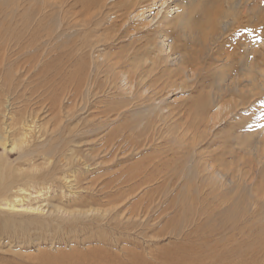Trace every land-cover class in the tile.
<instances>
[{
    "label": "rangeland",
    "instance_id": "374dc122",
    "mask_svg": "<svg viewBox=\"0 0 264 264\" xmlns=\"http://www.w3.org/2000/svg\"><path fill=\"white\" fill-rule=\"evenodd\" d=\"M91 3L0 0V123L14 124L0 144L13 190L0 203L16 195L41 204L49 222L44 232L24 221L35 214L0 210V264H37L41 251L71 249L120 264L253 262L240 249L264 246L261 10L222 3L230 13L220 36L204 43L173 24L160 53L154 29L122 37ZM21 119L37 134L29 156L12 148Z\"/></svg>",
    "mask_w": 264,
    "mask_h": 264
},
{
    "label": "bare ground",
    "instance_id": "6f19581e",
    "mask_svg": "<svg viewBox=\"0 0 264 264\" xmlns=\"http://www.w3.org/2000/svg\"><path fill=\"white\" fill-rule=\"evenodd\" d=\"M89 1V0H88ZM137 1H139L140 3L142 2L143 5H136V3H138ZM259 0H110V2H108V0H92L93 3L92 7L96 8H100V12L99 14H106V16L109 18L110 21V25L111 28L115 27V29L118 31H121V36H130V35H134L135 33L139 32L140 30H151L154 29V33L157 34L158 36V41H156L157 43L155 44L156 46L160 45V47H156V52H160V50L162 51V49H160L163 44H166L165 41L167 39V31L171 28H173V24H181L183 27V29H185L186 34L191 37V38H195V39H200V41H204V43L207 42V40L209 41V39H212L214 36L216 35H221L220 32L222 30H224V28L227 26L228 21L226 20V18L228 17V13H230V10L228 11V9L226 8L229 4V6L233 3H236L237 5H242V3L245 2V6L243 8L248 9V10H258L260 9L261 11L258 13H261V16L264 18V5L261 7V4H259L258 2ZM261 1V0H260ZM88 3V2H87ZM227 4L226 7H222L220 4ZM85 4V3H84ZM260 5V6H259ZM107 7L108 10H122L119 14L116 13L115 11V15H109V13L104 10L103 8ZM233 11L234 8L232 7ZM105 11V13H103ZM245 12V11H244ZM9 15V14H8ZM259 15V14H258ZM99 16V15H98ZM97 16V17H98ZM232 17V15H230ZM101 17V16H100ZM10 19V18H9ZM9 21V20H8ZM84 21V20H83ZM82 21V23H83ZM97 21V20H96ZM108 21V22H109ZM102 22V21H101ZM100 25V24H99ZM101 27V26H100ZM228 27V26H227ZM4 28V27H3ZM95 29V28H94ZM97 29V28H96ZM218 29L220 31H218ZM112 30V29H110ZM96 31V30H95ZM108 31V28H107ZM113 31V32H112ZM109 31L112 33H114V30ZM107 33V32H106ZM118 33V32H117ZM116 33V35H117ZM110 34V35H111ZM110 35L107 36L110 38ZM114 34H112L111 36H113ZM225 35V34H224ZM261 35V34H260ZM115 36V35H114ZM105 37V36H104ZM106 37V38H107ZM120 37V36H119ZM121 37V38H122ZM134 37V36H132ZM101 38V37H100ZM108 38V39H109ZM113 38V37H111ZM107 39V40H108ZM214 39V38H213ZM96 40V39H94ZM170 40V39H169ZM166 41V42H167ZM206 41V42H205ZM211 41V40H210ZM90 43V42H89ZM167 49H171V44L167 43ZM170 44V45H169ZM249 45V44H248ZM257 46H254V51H258L262 54L263 58H264V41H262L260 44H256ZM153 46V45H152ZM155 47V46H153ZM252 47V46H251ZM2 48V47H1ZM154 49V48H152ZM166 49V50H167ZM253 49V48H252ZM13 50V49H12ZM165 51V50H164ZM171 51V50H170ZM168 52V51H167ZM165 54V56H162V58H168L170 56L169 53ZM161 53V52H160ZM3 54V52H2ZM158 55V54H157ZM172 55V54H171ZM7 56V55H6ZM173 56V55H172ZM156 57V55H155ZM161 57V56H160ZM159 57V58H160ZM178 58V57H177ZM159 60V59H158ZM157 61V60H156ZM176 61V59H175ZM155 62V61H154ZM181 65V64H180ZM97 68V67H96ZM139 69V68H138ZM94 70V69H93ZM16 71V70H15ZM120 72V71H119ZM84 74V73H83ZM134 76V75H131ZM120 77V76H119ZM138 77V76H136ZM257 77V76H256ZM126 77H124L125 79ZM131 78V77H130ZM129 78V79H130ZM141 78V77H140ZM107 79V78H106ZM122 79V78H121ZM128 79V77H127ZM117 80V79H116ZM126 80V79H125ZM132 82H128V86L132 87L135 85V83L133 82V79L131 78ZM259 80V79H258ZM128 81V80H127ZM135 81V80H134ZM137 81V80H136ZM94 82V81H93ZM126 82V81H125ZM86 83V82H85ZM122 83V82H121ZM120 84V83H119ZM263 84V83H262ZM125 85V84H124ZM126 86V85H125ZM136 86V85H135ZM128 87V88H129ZM135 88V87H134ZM133 88V89H134ZM132 89V88H131ZM88 90V89H87ZM135 90V89H134ZM130 91V90H129ZM134 93V92H133ZM139 93V92H138ZM96 94V92H95ZM94 94V95H95ZM118 94V93H117ZM93 95V96H94ZM115 95V94H114ZM117 96V95H116ZM90 97V96H89ZM19 98V97H18ZM17 98V99H18ZM13 99V98H12ZM93 99V98H92ZM61 100V99H60ZM86 100V99H85ZM101 100V99H100ZM1 102V100H0ZM82 103V102H81ZM92 103V102H91ZM80 104V103H79ZM101 104V103H100ZM99 104V106H100ZM95 105V104H94ZM105 105V104H104ZM1 106V105H0ZM18 106V105H17ZM107 106V105H106ZM95 107V106H94ZM27 109V107H25ZM96 108V107H95ZM105 108V107H104ZM15 109V108H14ZM24 109V108H23ZM25 109V110H26ZM106 109V108H105ZM20 110V109H18ZM22 110V109H21ZM31 110V109H30ZM29 110V111H30ZM34 110V109H33ZM96 110V109H95ZM6 111V110H5ZM15 111V110H14ZM102 111V110H101ZM24 112V111H23ZM104 112V111H102ZM108 112V111H107ZM3 113V112H1ZM9 113V112H8ZM7 113V114H8ZM11 113V112H10ZM22 113V112H20ZM26 117L27 115V110H26ZM30 113V112H29ZM119 113V112H118ZM6 114V113H5ZM4 115V114H3ZM2 115V116H3ZM9 115V114H8ZM12 115V114H10ZM9 115V116H10ZM24 115V114H23ZM35 115V114H34ZM33 115V116H34ZM7 116V115H6ZM14 116V115H13ZM106 116V115H104ZM17 117V116H16ZM21 117V116H20ZM24 117V118H26ZM11 118V117H10ZM22 118V117H21ZM33 118V117H32ZM83 118V117H82ZM85 118V117H84ZM94 118V117H93ZM18 119V118H17ZM95 119V118H94ZM22 120V125L19 127L17 134H18V142L17 143H13L12 148L17 145V147H19V149L21 148H25L22 153L23 156H26L30 153L33 154V152H35V147L37 148V146H30L29 142H30V137L31 133L33 132V129H31V126L27 123H24V120ZM91 120V119H90ZM37 121V120H36ZM11 122V121H10ZM21 122V121H20ZM18 122V123H20ZM26 122V121H25ZM14 123V122H13ZM17 123V122H16ZM33 123V122H32ZM38 124V123H36ZM14 125V124H13ZM12 124H10L9 122H7L6 120H2V122L0 123V144L5 148L6 147V143H8L9 141V137L12 135V130H11V126L13 127ZM39 125V124H38ZM41 125V124H40ZM39 125V126H40ZM18 126V125H17ZM15 128V127H14ZM40 129V127H39ZM83 130V129H82ZM42 131V130H41ZM15 132V131H14ZM13 132V133H14ZM43 132V131H42ZM48 132V131H47ZM52 132V131H51ZM40 133V131H39ZM16 134V135H17ZM41 134V133H40ZM52 134V133H51ZM54 134V133H53ZM33 135L34 132H33ZM37 135V134H36ZM35 135V136H36ZM43 135L45 136V134L43 133ZM49 136V135H48ZM34 138V137H33ZM40 138V137H39ZM45 138V137H43ZM51 138V137H50ZM41 139V138H40ZM53 139V137H52ZM51 139V140H52ZM49 139H47L48 141ZM45 141V140H44ZM41 142V141H40ZM254 142V141H253ZM49 143V142H46ZM38 144V143H37ZM45 144V143H44ZM58 144V143H57ZM38 146H40V144H38ZM41 147V146H40ZM43 147V146H42ZM46 147V146H45ZM58 147V146H57ZM55 147V148H57ZM44 149V147H43ZM42 149V150H43ZM49 149V148H48ZM51 149V148H50ZM22 150V149H21ZM37 151V150H36ZM21 153V155H22ZM29 156V155H28ZM57 156V154H56ZM55 156V157H56ZM62 157V156H61ZM64 157V156H63ZM31 159V158H30ZM61 159V158H60ZM75 160V159H74ZM48 166V165H47ZM32 167V166H31ZM33 169V168H30ZM34 171V169H33ZM52 172V170H51ZM10 173V171H9ZM14 173V172H13ZM53 173V172H52ZM47 174H49L47 172ZM19 175V174H18ZM56 175V174H55ZM7 176H5L4 173V167L1 168V163H0V194H3L4 192H6L8 190L9 185V181L6 179ZM41 177V176H39ZM43 176L41 177V179H43ZM48 177V175H47ZM53 177V176H52ZM11 179V178H10ZM45 179V178H44ZM49 179V178H46ZM38 179V177L33 176V175H29L26 178V181L28 182H35ZM50 180V179H49ZM25 181V180H23ZM45 182V181H44ZM17 183V182H16ZM116 184V183H115ZM46 185V184H45ZM41 186V185H40ZM22 187V186H21ZM42 187H44L42 185ZM12 189V188H11ZM10 189V190H11ZM19 189V188H18ZM13 190V189H12ZM40 190H42L41 188L37 190V192H39ZM18 191V190H17ZM92 191V190H90ZM20 194L25 193L26 190H24V188H20L18 191ZM101 192V191H100ZM104 192V190H103ZM102 193V192H101ZM27 198H33L34 199L36 197H38V194L36 195H32L28 192L25 193ZM28 194V195H27ZM125 195V194H124ZM127 195V194H126ZM25 197V196H23ZM12 199V200H11ZM11 199L0 203V210L1 213L3 210H7L11 213H29V214H35L33 216L28 217L29 219H24L25 222L29 221L33 222V223H37L35 226L37 227V229H40L42 231V229L44 230L45 226L44 225H48L45 220H42V218L40 219V215L43 214V209L44 208L41 206V204H34L28 201H24V199L17 197L16 195L13 196ZM122 199V198H121ZM119 199V200H121ZM71 200V199H70ZM79 201V200H78ZM109 201V200H108ZM74 202V201H73ZM119 202V201H118ZM52 203V202H50ZM85 203V202H84ZM113 203V202H112ZM116 203V202H114ZM58 204V203H57ZM118 206V205H117ZM75 207V206H74ZM80 207V206H79ZM78 207V208H79ZM98 207V206H97ZM50 210H48V215L50 216L51 213H58V210L56 209V207L54 205H50L49 206ZM82 208V207H81ZM104 208V207H103ZM77 209V208H76ZM90 209V208H89ZM88 209V210H89ZM106 209V208H105ZM46 210V209H45ZM71 210V209H70ZM69 210V212H70ZM78 210V209H77ZM83 211L85 209H82ZM101 209L99 208V211ZM104 210V209H103ZM110 210V208H109ZM66 211V210H65ZM76 211V210H75ZM82 211V213H83ZM113 211V209H112ZM6 212V211H5ZM4 212V213H5ZM9 212H7V214H9ZM60 212V211H59ZM68 212V211H67ZM71 212H73V210H71ZM70 212V213H71ZM89 214L90 211H85L84 215H87V213ZM107 211H105L106 214ZM110 212V211H109ZM10 213V214H11ZM47 213V212H46ZM75 213V212H73ZM81 211L79 212L80 215ZM6 214V213H5ZM9 214V215H10ZM18 214V215H19ZM72 214V213H71ZM69 216H72V215ZM78 214V212H77ZM92 214V213H90ZM94 214V212H93ZM96 214V213H95ZM115 214H117V212H115ZM136 214V213H135ZM7 215V216H9ZM13 214H11L12 216ZM17 215V216H18ZM24 215V214H23ZM83 214H81L82 216ZM102 215V214H101ZM21 218L23 217L22 215H19ZM49 216H47L48 218H50ZM62 216V215H61ZM68 216V215H67ZM75 216V215H74ZM90 216V215H89ZM88 216V217H89ZM95 216V215H93ZM91 216V217H93ZM109 216V215H108ZM107 216V217H108ZM118 217V214L116 215ZM115 216V217H116ZM44 217V216H43ZM52 217V215H51ZM78 217V216H77ZM80 217V216H79ZM84 217V216H83ZM98 217V216H97ZM120 217V214H119ZM118 217V218H119ZM145 217V215H144ZM13 218V216L11 217V219ZM45 218V217H44ZM47 220H51L48 219ZM136 218V217H135ZM14 219V218H13ZM46 219V218H45ZM65 219V217H64ZM72 218L70 217L69 220H71ZM75 219V217H74ZM73 219V220H74ZM79 219V218H78ZM113 219V218H111ZM66 220V219H65ZM68 220V221H69ZM86 220V219H85ZM104 220V219H103ZM140 220V219H139ZM106 220H104L105 222ZM113 221V220H112ZM120 221V220H119ZM65 222V221H64ZM70 222V221H69ZM72 222V221H71ZM107 222V221H106ZM54 223V222H53ZM59 223V222H58ZM60 223H62V221H60ZM52 224V223H51ZM80 224V223H79ZM146 224V223H145ZM76 225V224H74ZM25 227H29V225H24ZM33 226V225H31ZM60 226V224H59ZM83 226V225H82ZM253 226V225H252ZM54 227V226H53ZM52 227V228H53ZM48 228V227H47ZM51 228V225L50 227ZM59 227L54 228L55 234L58 233L57 229ZM71 229L73 228L72 225L70 227ZM68 229V230H71ZM48 230V229H47ZM46 230V231H47ZM100 230V229H99ZM64 231V229H63ZM45 232V230H44ZM61 232V231H60ZM95 232V230H94ZM74 233V232H73ZM59 234V233H58ZM263 235V233H262ZM112 237V236H111ZM29 238V237H28ZM73 238V237H72ZM106 238V237H105ZM104 238V239H105ZM12 239L14 240L15 238L12 237ZM18 239V238H17ZM22 239V238H21ZM71 239V238H70ZM103 239V240H104ZM255 239V238H254ZM23 240V239H22ZM62 240V239H61ZM74 240V242L77 239H72V241ZM93 240V239H92ZM108 240V239H107ZM116 240V239H115ZM118 240V239H117ZM116 240V241H117ZM261 240H264L263 238H261ZM9 241L11 242L12 240L9 239ZM20 241V240H19ZM28 241V240H27ZM82 241V240H81ZM112 241V239H111ZM9 242V243H10ZM14 242V241H13ZM53 242V241H52ZM77 242V241H76ZM105 242V241H104ZM262 242V241H261ZM16 243V242H15ZM19 243V242H18ZM79 243V242H78ZM85 243V242H84ZM112 243V242H111ZM257 244V246H256ZM255 245L251 244V241L246 242L240 249V256L245 258L243 260H248L247 256L251 258H253V262L248 261V264H264V246L262 247H258V243H256ZM22 245V244H21ZM48 245V244H47ZM52 245V244H51ZM264 245V244H263ZM23 246V245H22ZM74 246V245H73ZM72 246V247H73ZM77 246V245H76ZM74 246V247H76ZM55 247V246H54ZM77 248V247H76ZM75 249V248H73ZM80 249V248H79ZM102 249V248H101ZM41 250V249H40ZM76 250V249H75ZM73 251L72 249L70 251H66L65 252H59V254L57 253V255H53L51 252L48 251H41L40 256H38L39 258L37 259V264H120L119 262L113 261L114 259H108L106 256L107 255H102L104 254V252L102 253L101 251H99V253L101 255H97L96 253V257L91 255V253L88 255H83L84 254L82 252V254H78V251ZM83 250V249H82ZM89 250V249H87ZM105 250V249H104ZM263 250V251H262ZM85 252V251H84ZM89 252V251H88ZM96 252V251H95ZM80 253V251H79ZM107 253V252H105ZM37 254V253H36ZM78 254V255H77ZM95 254V253H94ZM39 255V254H38ZM103 257V258H100ZM29 258V257H28ZM255 258L259 259L260 261L256 260ZM262 258V259H260ZM242 259V258H241ZM36 260V259H35ZM241 260V261H243ZM256 260V261H255ZM241 264V263H240ZM244 264V263H243ZM246 264V263H245Z\"/></svg>",
    "mask_w": 264,
    "mask_h": 264
}]
</instances>
